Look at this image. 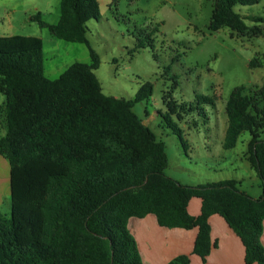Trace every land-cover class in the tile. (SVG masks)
<instances>
[{"label":"trees","instance_id":"1","mask_svg":"<svg viewBox=\"0 0 264 264\" xmlns=\"http://www.w3.org/2000/svg\"><path fill=\"white\" fill-rule=\"evenodd\" d=\"M211 1L209 31L264 37V19L253 17L248 27L234 10L260 0ZM59 9L54 25L39 14L32 21L56 39L86 45L90 64L75 62L50 80L39 38L0 36V156L9 168L10 201L9 215L0 213V264H143L128 222L148 215L160 228L195 230L190 255L203 264L216 247L209 218L218 215L239 239L243 263L264 264V81L232 90L222 144L233 149L249 134L247 161L261 195L249 196L232 179L182 185L164 174V143L132 110L150 86L131 100L102 92L94 74L99 59L86 38V23L99 18L97 0H60ZM260 66L256 58L249 62ZM192 199L200 201L196 216L188 211ZM190 255L168 264H189Z\"/></svg>","mask_w":264,"mask_h":264},{"label":"rangeland","instance_id":"2","mask_svg":"<svg viewBox=\"0 0 264 264\" xmlns=\"http://www.w3.org/2000/svg\"><path fill=\"white\" fill-rule=\"evenodd\" d=\"M59 2L0 0V36L39 38L43 74L50 80L75 62L91 63L86 45L56 39L32 21L39 14L47 24H56ZM97 3L98 20L86 23L88 45L99 59L94 74L103 94L115 98L131 100L142 86H150V96L132 110L164 143V174L186 186L232 179L239 190L258 198L260 181L247 161L249 134L243 132L233 149L225 150L222 144L227 127L224 107L230 93L238 86L253 90L264 81V37H238L228 29L209 31L211 0ZM234 10L252 27L253 17L264 19V0L236 5ZM138 41L143 47H137ZM253 58L260 67L249 68ZM3 100L0 95V103ZM260 137L264 140V129ZM0 213H10L9 168L1 156ZM211 232L213 238L228 242L227 234L215 226ZM142 239L141 233V250Z\"/></svg>","mask_w":264,"mask_h":264},{"label":"crops","instance_id":"3","mask_svg":"<svg viewBox=\"0 0 264 264\" xmlns=\"http://www.w3.org/2000/svg\"><path fill=\"white\" fill-rule=\"evenodd\" d=\"M1 175L4 180L5 175ZM199 209L200 201L192 199L188 206L189 213L196 216L199 213ZM209 225L210 237L213 242H216V247L211 249L204 264H244L243 247L236 235L231 233L232 231L224 220L218 215H213L209 218ZM213 226L216 227L217 231L221 230L227 234L228 242L213 238L211 232ZM129 232L135 236L142 262L147 261L149 264H166L167 261L178 255H190L196 234L195 230L185 231L181 229L160 228L156 223L155 217L152 215H148L142 219H129ZM141 233L143 235L141 241L142 250L139 246L140 243H138ZM261 240L264 245V232ZM189 258V264H203L194 255H190Z\"/></svg>","mask_w":264,"mask_h":264}]
</instances>
